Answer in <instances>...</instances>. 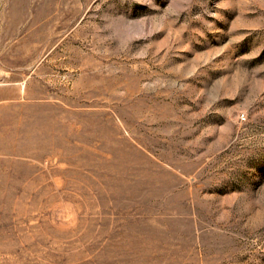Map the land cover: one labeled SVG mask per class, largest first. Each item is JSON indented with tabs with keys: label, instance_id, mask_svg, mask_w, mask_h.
<instances>
[{
	"label": "rangeland",
	"instance_id": "374dc122",
	"mask_svg": "<svg viewBox=\"0 0 264 264\" xmlns=\"http://www.w3.org/2000/svg\"><path fill=\"white\" fill-rule=\"evenodd\" d=\"M0 264H264V0H0Z\"/></svg>",
	"mask_w": 264,
	"mask_h": 264
}]
</instances>
